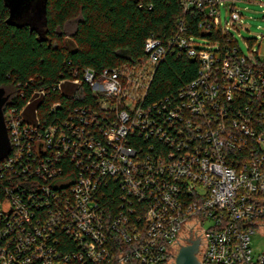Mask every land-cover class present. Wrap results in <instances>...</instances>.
<instances>
[{
	"label": "built area",
	"instance_id": "obj_1",
	"mask_svg": "<svg viewBox=\"0 0 264 264\" xmlns=\"http://www.w3.org/2000/svg\"><path fill=\"white\" fill-rule=\"evenodd\" d=\"M179 1L186 11L205 5L208 18L199 26L204 32H229L219 15L225 0ZM241 16L230 9L232 26ZM168 44L201 63L198 78L175 99L145 104L155 67L167 54L154 38L147 40L148 59L140 72L122 76L106 70L99 79L85 72L96 93L117 99V121L102 129L98 140L84 136L85 130L73 133L78 140L56 136L52 128L47 132L44 149L70 151L82 173L69 188L63 210L59 193L53 194L55 208L37 217L18 196L0 203V264H130V259L174 264L191 237L201 240V264H264V253L252 248L256 227L264 223V69L259 67L264 53L250 49L247 57L219 42L205 49L183 37ZM7 126L17 142L16 124ZM141 138L159 142L144 145ZM42 168L47 179L52 177L48 165ZM108 179L120 181L122 191L113 217L98 201ZM43 189L50 192L47 185ZM61 230L77 247L60 248Z\"/></svg>",
	"mask_w": 264,
	"mask_h": 264
},
{
	"label": "trees",
	"instance_id": "obj_2",
	"mask_svg": "<svg viewBox=\"0 0 264 264\" xmlns=\"http://www.w3.org/2000/svg\"><path fill=\"white\" fill-rule=\"evenodd\" d=\"M38 3L20 23L22 26L16 27L6 23L9 10L0 0V87L9 96L5 117L10 114L15 120L8 125L15 123L11 129L17 131V142L10 134V156L0 162V203L18 196L36 217L47 208H55L54 193H59L62 209L69 188L82 173V166L72 159L70 151L62 146L44 149L47 132L52 128L56 136L71 134L72 140H78L73 133L85 130L84 136L98 140L102 129L117 121V99L96 93L85 81L86 71H91L96 79L106 70H119L122 76L140 72L148 59L147 40L157 39L166 46L167 54L155 67L145 104H160L167 98L175 99L182 88L198 78L201 68L198 59L177 45L169 50V42L183 37L196 44L219 42L224 49L240 48L230 32L224 35L216 29L208 33L200 29L208 18L204 4L186 11L179 0ZM259 67L264 69L261 59ZM239 96L243 98L239 101L250 103L245 96ZM235 107L245 110L242 103ZM253 126L261 128L257 122ZM139 142L145 145L159 141L141 138ZM42 163L49 166L52 177H45L47 172L40 170ZM44 185L50 192L43 189ZM101 185L99 208L113 217L122 205L120 181L108 179ZM57 237L62 250L77 247L66 231L61 230ZM120 242L122 248H129ZM130 264L137 261L130 259Z\"/></svg>",
	"mask_w": 264,
	"mask_h": 264
},
{
	"label": "rangeland",
	"instance_id": "obj_3",
	"mask_svg": "<svg viewBox=\"0 0 264 264\" xmlns=\"http://www.w3.org/2000/svg\"><path fill=\"white\" fill-rule=\"evenodd\" d=\"M231 8L242 15L235 26H232L229 19ZM219 15L222 26L234 35L245 56L250 57L251 52L259 53V56L264 53V0H225L220 4ZM197 43L207 49L208 43ZM6 120L10 124V121L13 120L12 115L8 114ZM9 207V203L4 204V208ZM209 225L206 224L205 228H208ZM252 248L256 254L264 253V223L256 227V233L252 237Z\"/></svg>",
	"mask_w": 264,
	"mask_h": 264
},
{
	"label": "water",
	"instance_id": "obj_4",
	"mask_svg": "<svg viewBox=\"0 0 264 264\" xmlns=\"http://www.w3.org/2000/svg\"><path fill=\"white\" fill-rule=\"evenodd\" d=\"M4 1L9 10V17L6 23L16 27H21L20 23L24 18L39 5L38 0ZM8 100L9 96L6 95V90L0 87V162L8 158L12 152V142L4 112V106ZM200 241V238L193 240L191 237L188 244L180 247L174 264H201L198 257Z\"/></svg>",
	"mask_w": 264,
	"mask_h": 264
}]
</instances>
